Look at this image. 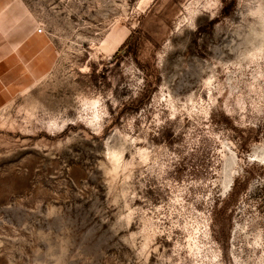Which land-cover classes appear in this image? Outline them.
I'll use <instances>...</instances> for the list:
<instances>
[{
  "label": "rangeland",
  "instance_id": "rangeland-1",
  "mask_svg": "<svg viewBox=\"0 0 264 264\" xmlns=\"http://www.w3.org/2000/svg\"><path fill=\"white\" fill-rule=\"evenodd\" d=\"M11 3L0 264H264V0Z\"/></svg>",
  "mask_w": 264,
  "mask_h": 264
},
{
  "label": "crops",
  "instance_id": "crops-1",
  "mask_svg": "<svg viewBox=\"0 0 264 264\" xmlns=\"http://www.w3.org/2000/svg\"><path fill=\"white\" fill-rule=\"evenodd\" d=\"M36 24L28 12L17 4H0V106L12 94L15 85L27 90L30 70L39 69Z\"/></svg>",
  "mask_w": 264,
  "mask_h": 264
},
{
  "label": "trees",
  "instance_id": "trees-1",
  "mask_svg": "<svg viewBox=\"0 0 264 264\" xmlns=\"http://www.w3.org/2000/svg\"><path fill=\"white\" fill-rule=\"evenodd\" d=\"M131 38H132V36L127 40V42L122 46L121 49H123L124 47H126L127 43L130 41ZM119 53H120V51L117 52L116 56H117Z\"/></svg>",
  "mask_w": 264,
  "mask_h": 264
},
{
  "label": "built area",
  "instance_id": "built-area-1",
  "mask_svg": "<svg viewBox=\"0 0 264 264\" xmlns=\"http://www.w3.org/2000/svg\"><path fill=\"white\" fill-rule=\"evenodd\" d=\"M42 32V29H40V33Z\"/></svg>",
  "mask_w": 264,
  "mask_h": 264
}]
</instances>
